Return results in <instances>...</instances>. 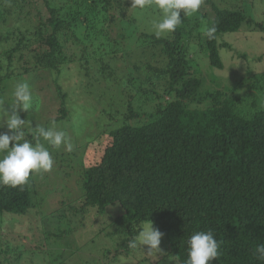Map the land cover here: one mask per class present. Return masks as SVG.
I'll use <instances>...</instances> for the list:
<instances>
[{
    "label": "trees",
    "instance_id": "obj_1",
    "mask_svg": "<svg viewBox=\"0 0 264 264\" xmlns=\"http://www.w3.org/2000/svg\"><path fill=\"white\" fill-rule=\"evenodd\" d=\"M129 3L0 0V107L10 115V94L26 81L33 106L19 114L30 127L70 120L67 105L75 102L60 74L76 70L77 90L94 98L107 123L96 147L91 140L71 152L49 149L74 181L73 197L60 188L43 192L49 177L36 179L51 172L30 175L23 187L0 185V228L11 219L28 229L22 222L32 218L42 235L32 233L31 250L1 243L0 264H16L27 250L41 259L50 245L68 249L64 264L76 250L69 239L95 234L91 241L108 248L102 260L82 264H185L187 240L207 230L221 253L209 264H264L253 254L264 244V104L256 100L264 73L255 71L263 58L250 44L251 33L264 41V23L246 12L245 0H204L196 14L182 13L175 32L157 36L138 26ZM205 23L216 26L212 39ZM227 72L238 73L233 87L250 97L248 106L220 82ZM25 133L35 143L27 124ZM93 149L102 154L91 161ZM147 219L164 234L161 253L129 248Z\"/></svg>",
    "mask_w": 264,
    "mask_h": 264
},
{
    "label": "clouds",
    "instance_id": "obj_2",
    "mask_svg": "<svg viewBox=\"0 0 264 264\" xmlns=\"http://www.w3.org/2000/svg\"><path fill=\"white\" fill-rule=\"evenodd\" d=\"M155 4L161 13V19L154 24L155 34L160 36L165 33L175 32L183 23V16L196 14L204 0H131V7L143 9ZM217 29L215 25L205 23L203 34L212 39ZM11 114L0 107V112L5 117L4 124L9 132L0 133V185L12 188L23 187L29 182L30 175L50 172L55 160L52 150L63 148L67 152L74 149L67 133L53 125L30 127L29 121L22 119L19 112H27L33 106L31 85L26 81L17 83L11 92ZM4 105L0 101V106ZM28 125L35 136V143L26 138L25 125ZM11 144V146H10ZM163 233L153 227L150 220L143 221L137 235L129 242V248L136 249L147 246L148 252H159V245ZM220 242L214 237L211 230L196 231L187 240V260L185 264H209L218 260L221 253ZM254 256L259 261H264V244L255 247Z\"/></svg>",
    "mask_w": 264,
    "mask_h": 264
},
{
    "label": "rangeland",
    "instance_id": "obj_3",
    "mask_svg": "<svg viewBox=\"0 0 264 264\" xmlns=\"http://www.w3.org/2000/svg\"><path fill=\"white\" fill-rule=\"evenodd\" d=\"M220 1V0H217ZM226 1V0H225ZM252 5V11H249L247 8L250 7V4ZM245 4H247L246 12L250 14L256 21H260V23H264V0H245ZM225 4H220V6H224ZM39 7H31V9L36 13V9ZM42 10V6L40 8ZM46 13L45 10L43 9L42 13ZM129 15L134 17L138 23V26L141 27L142 29L147 30L149 33L155 34V29H154V24L158 22L161 19V13L160 11L155 7V4L152 6H147V8L143 9H138L136 7H131V3H129V10H128ZM141 31V30H140ZM163 35V34H162ZM160 35V36H162ZM255 36H257V33H251L250 35V44L252 49H256L255 51L262 55L263 62L261 65L255 67L256 72H261L264 73V41L263 40H258ZM240 49V48H239ZM242 50V49H240ZM242 52H244L242 50ZM200 58H196V62L199 63ZM249 60V59H248ZM117 65V63H115ZM201 68H207V61L205 62L204 60L200 61ZM252 64L248 65L251 66ZM78 65H73L71 67H76ZM252 67V66H251ZM205 71V70H204ZM227 72L226 76L219 77L220 82H224V84L227 86L226 89L232 90L233 94H236L235 96L241 97L240 99H243V104L247 105L250 103V100L248 99V95L243 97L241 91L239 92V89H236V87H233V84L235 82V78L238 76V73L235 74H228ZM61 78L64 81L63 87L66 89V92L68 94V97H72V100L75 102L74 105H67V107L70 109L71 113L69 116L70 120H62L58 122H54L49 124L51 127L53 125L57 126L58 128L64 130L67 135L69 136L71 142L73 145L77 144H83L85 142H90L93 140L92 146H97L100 142V132L107 126L105 116L102 114L105 111H101L99 113V109H95V101L94 98L88 97L86 98L85 92L78 91V84L80 82V74L79 76L77 75L76 70L73 71H61L60 74ZM46 83V82H45ZM62 85V84H61ZM223 85V84H222ZM106 86V85H105ZM244 88V87H243ZM224 89V90H226ZM228 90V91H229ZM247 98V99H246ZM250 98V97H249ZM256 100H258V104L263 105L264 104V96L256 95ZM104 102V100H102ZM40 112V111H39ZM108 113V112H106ZM40 116H45L46 113H38ZM29 119V118H27ZM45 119V118H44ZM43 119V120H44ZM32 120H36V117L32 118ZM7 127L6 125L4 127H0V133L7 132ZM105 141H107L105 139ZM106 142H104L105 144ZM55 151V150H54ZM94 153H98V157L102 154L101 150H90L89 151V158L91 161H94L95 157L93 156ZM48 175L45 177H37L36 182L39 183L41 180H45V178L49 177V182H47V186L50 184L52 187L49 189L44 190L43 192H47L51 189H56L60 188L63 190L65 197H73L74 191H75V183L72 179H65L64 178V169L60 166L54 165L53 169L50 171ZM60 196V195H59ZM60 198V197H59ZM26 222L22 223H27L28 229L24 225V227L17 226L12 224L11 219L8 221H5L2 227L0 228V244L6 241H10V243L13 246H18V244L25 245V248L30 250L34 245H36L37 240L34 241L33 243H28L29 240H31L32 233L34 237L41 238L42 235L39 234V229L34 226L35 224V219L30 218L29 221L25 220ZM14 225V226H13ZM41 226V225H40ZM36 233L37 236L34 234ZM90 235V234H88ZM96 235V234H95ZM94 235V237H95ZM89 238L84 240H78L72 241V239H69V244L73 247L76 248L75 252L73 254H70V256H73L71 258H68L64 264H75V263H85L87 261H91V257H96L102 260V253L105 252L106 248H108L107 245L104 244V242L101 240H95L91 241L94 239ZM5 241H3V240ZM34 239V238H33ZM60 246H49V248H46V251H48L47 255L45 254L40 255V257H32L29 256L30 251L27 250L24 256L20 259L19 262L16 264H58L62 262V260L66 259L67 256L69 255L68 249L66 247H60ZM147 249V246H146ZM154 253H161V252H155ZM40 253V252H38ZM33 254V253H32ZM31 257L30 259L27 257ZM77 255V257H75ZM140 257L143 255L141 253H137ZM133 260V259H132ZM139 262V263H137ZM126 264H147L148 262H140V260L131 262V260H127L125 262ZM171 262H167V264H170ZM116 264H124L123 261H119Z\"/></svg>",
    "mask_w": 264,
    "mask_h": 264
}]
</instances>
